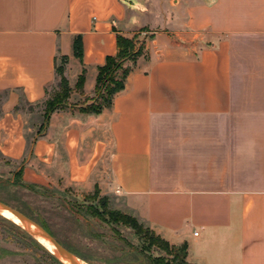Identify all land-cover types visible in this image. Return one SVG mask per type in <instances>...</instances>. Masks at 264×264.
<instances>
[{"label": "crops", "instance_id": "1", "mask_svg": "<svg viewBox=\"0 0 264 264\" xmlns=\"http://www.w3.org/2000/svg\"><path fill=\"white\" fill-rule=\"evenodd\" d=\"M148 1L0 0V157L24 159L34 125L23 105L47 100L67 57V108L23 176L98 189L187 245L190 264H264V0ZM140 29L125 90L102 114L80 113L117 33Z\"/></svg>", "mask_w": 264, "mask_h": 264}, {"label": "rangeland", "instance_id": "2", "mask_svg": "<svg viewBox=\"0 0 264 264\" xmlns=\"http://www.w3.org/2000/svg\"><path fill=\"white\" fill-rule=\"evenodd\" d=\"M142 2L146 4L149 1ZM146 31L140 29L134 35L139 45L145 46ZM59 82L58 76L57 82L47 90V99L58 91ZM44 104L45 101L35 106L23 105L28 125H34V129L27 133L29 144L23 160L12 162L0 157V201L38 224H44L62 246L77 254L85 264H173L175 253L168 254L157 247L149 248L147 236L137 235L129 226L113 221L108 213L105 214L101 203H107V212L132 217L144 231H152L133 215L121 211L115 201L103 196L100 191L98 195L95 191L85 193L77 187L57 183L49 175L38 178L24 175L20 183L32 185V189L12 184L21 164L27 167L31 163V144L43 122ZM90 208H98L101 216L93 214ZM50 255L57 259L22 226L0 214V264H57Z\"/></svg>", "mask_w": 264, "mask_h": 264}, {"label": "trees", "instance_id": "3", "mask_svg": "<svg viewBox=\"0 0 264 264\" xmlns=\"http://www.w3.org/2000/svg\"><path fill=\"white\" fill-rule=\"evenodd\" d=\"M73 46L75 57L83 61L84 50L83 43L80 37H77L75 39ZM144 52L145 46L142 44L139 45L136 37L126 38L117 33V54L116 56L107 57L105 65L98 68L95 96L93 97V99H91V103L79 108L80 113L98 116L102 114L104 110L112 108L115 96L125 90L126 80L132 71V66L135 65L137 60L144 55ZM67 62L68 58L62 57L61 64L56 65V73L57 76L60 77L59 89L45 101L43 122L32 140L31 150L33 144L38 140V138L44 136L47 132L51 116L57 111L65 110L67 108L68 100L71 97L72 93L69 82L65 77V67L67 65ZM84 84L85 71L79 77L76 86L77 90L82 91L84 88ZM24 169L25 166L23 163L21 164L19 170L14 174V182L12 184L15 185L18 183L26 188L32 189V185H27L23 182L20 183L24 174ZM95 194H100L98 189L95 190ZM106 205L107 203H101L105 214L108 213L107 215H109V217H111L113 221L120 222L129 226L132 230L135 231L137 235L144 234L145 236H147L149 248L157 247L168 254L175 253V262L173 264H190L186 261L187 245H183L181 247L171 246L167 241L162 239L155 232L149 230L144 231V229L139 225L136 219L119 212H107V210L105 209ZM90 209L96 216H101L98 208ZM41 226L45 228L44 224H41ZM29 238L30 240L34 241L32 237L29 236ZM72 253L79 259H81L77 254H75L74 252ZM50 258H52L57 264H62L53 255H50Z\"/></svg>", "mask_w": 264, "mask_h": 264}, {"label": "water", "instance_id": "4", "mask_svg": "<svg viewBox=\"0 0 264 264\" xmlns=\"http://www.w3.org/2000/svg\"><path fill=\"white\" fill-rule=\"evenodd\" d=\"M0 209L9 211L15 217L20 219L28 227V229L25 230L28 232L29 235L33 236L35 239H37V236L46 238L55 247V251L58 255L69 259L74 264H79L80 262H82L81 259H79L76 255L67 250L64 246H62L50 232H48L45 228H43L40 224H38L28 216L24 215L20 211L10 207L9 205L1 201Z\"/></svg>", "mask_w": 264, "mask_h": 264}, {"label": "bare ground", "instance_id": "5", "mask_svg": "<svg viewBox=\"0 0 264 264\" xmlns=\"http://www.w3.org/2000/svg\"><path fill=\"white\" fill-rule=\"evenodd\" d=\"M0 214L10 218L11 220H13L15 223H17L18 225L22 226L24 229H28V227L17 217H15L13 214H11L9 211L6 210H2L0 209ZM37 240L43 245L45 246L51 253H53L57 259L62 263V264H74L72 261H70L69 259H66L60 255H58L55 251V247L44 237L41 236H37L36 237ZM79 264H85L83 262H80Z\"/></svg>", "mask_w": 264, "mask_h": 264}]
</instances>
